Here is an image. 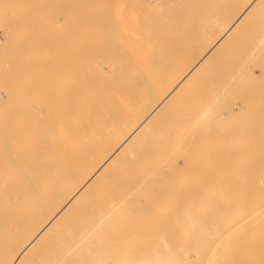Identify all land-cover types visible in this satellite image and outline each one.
<instances>
[{
  "label": "bare ground",
  "instance_id": "obj_1",
  "mask_svg": "<svg viewBox=\"0 0 264 264\" xmlns=\"http://www.w3.org/2000/svg\"><path fill=\"white\" fill-rule=\"evenodd\" d=\"M173 1L0 0L6 34L22 32V15L33 33L65 29L53 48L41 35L49 58L39 33L33 54V33L0 38V264H264V177L234 203L227 181L212 187L214 170L202 189L180 190V146L205 145L196 123L228 107L218 99L237 77L226 51L264 0ZM247 146H219L212 163L247 157ZM203 147L212 158L216 146Z\"/></svg>",
  "mask_w": 264,
  "mask_h": 264
},
{
  "label": "rangeland",
  "instance_id": "obj_2",
  "mask_svg": "<svg viewBox=\"0 0 264 264\" xmlns=\"http://www.w3.org/2000/svg\"><path fill=\"white\" fill-rule=\"evenodd\" d=\"M176 1L177 0H174L169 6H172V5H174L175 3H176ZM10 13H12L11 15H9ZM9 14H8V17L11 19V20H9V21H12V19L14 20V21H16V24L17 23H19L18 25H20V26H18V27H21V28H23L22 29V32H19V34L17 33V32H15V31H13V32H15V33H12V31L11 30H8V31H10V33H8L7 32V34H6V32L4 33V32H2L1 30H0V38L1 39H3V38H6L7 39V35H17V36H19V37H22L23 38V36H21V35H23L22 33L24 32V30H26L25 29V16L24 15H22V18H21V16H20V18H18V17H13V16H15L14 14H13V11H9ZM74 15V14H73ZM69 16H71L72 17V15H69ZM13 17V18H12ZM63 19V18H62ZM62 19H55L54 20V22H56L57 21V23L60 21V20H62ZM67 20H69L70 19V17H69V19L68 18H66ZM19 20V21H18ZM67 20H62L63 21V23H66L67 22ZM13 21V22H14ZM24 21V22H23ZM64 21H66V22H64ZM21 22H22V24H21ZM61 23V24H60ZM59 25H58V31L57 32H55L54 30V28H53V30H52V32H50V31H47V30H45L46 32H48V34L46 33L45 35H43L41 32L42 31H40V32H38V33H36V32H30V31H28V30H26L25 32H28V33H30V34H38L39 36H43V38H45V36L46 35H48L49 37H50V35H51V40L49 39V37H46L47 38V40L49 39V43H51L50 45H51V47L53 48V45H55V44H58V43H60L61 41H63V43H64V40H65V34H64V26H62L63 24H62V22H59L58 23ZM65 25V24H64ZM60 28H62L63 29V31H62V29H60ZM263 28H264V10L261 12V13H259L258 15H257V17L253 20V24L251 25V26H249L248 28H247V31L243 34V36L241 37V39L240 40H238L236 43H234L227 51H226V57H232L231 58V60H232V66H231V64H229V67H228V71H226V75H227V78H232L233 79V77H237V78H234V81L232 80L231 82H233V83H231V87L230 88H228L229 90H227L226 92H224V94L222 93V94H220V96H219V99H218V102H220V103H222V100H224L225 102L224 103H226V104H228V107H222V106H219L217 109H215L214 111H213V113L211 114V119H212V117H213V119L212 120H214V121H212L211 119L209 120V121H207V123L204 121V122H202V123H205V125H201L199 122L200 121H198V123L199 124H197L196 123V126H194V127H196V128H201L202 126V128H203V130H204V132H202L201 130V132H202V134H201V132H200V134H201V136L199 137V138H201L199 141H201V140H203V138H204V140L205 141H201L203 144H205V145H203V146H205V148H207L206 146H210L209 147V149H211L212 147H213V145H214V147L216 146V147H218V149H216V147L215 148H212L211 149V154L209 155L210 157H212V158H210V159H207L208 158V156H207V154H209L210 152H209V150H205L204 149V147L202 148L201 147V143L199 144V143H197V147H196V142H195V147L193 146V147H191V148H189V151L188 150H186V151H184L185 149H183L181 146H180V149H182L183 151H181L182 153H180V190H189V188L190 189H192V190H195L196 189V191H197V188L200 190V187H201V189H202V184L203 183H205V180H204V178H208L207 176L209 175V176H212L213 175V173H209V172H214L215 171V173H216V175H215V177H214V175H213V177H211V178H208L209 180H212V181H210V182H213V183H211L212 184V187L214 188V190H218V189H220L221 190V188H223L224 186H225V181H227L226 182V186H227V188H228V190L230 191V194L228 193L227 194V196L228 195H232V194H234V195H232L231 197L230 196H228V197H230V199H232L231 200V202H233L234 200H236L237 199V196H239V197H241V198H246V197H248V196H246V197H244V193L243 192H246V190H248V192L251 190H249L248 188H249V185L248 184H252L253 182H254V179L253 178H255V182H257L258 180H260V181H262V179H263V177H264V43H262L260 46H259V49L257 50V52L256 51H249L248 52V50H249V48L251 49L254 45H253V41L254 40H256V38H260V36L262 35V32L260 31V29L261 30H263ZM60 30V31H59ZM18 31H20V30H18ZM33 31V30H32ZM24 32V34H25V36H27L26 35V33ZM60 32H61V34H60ZM258 32H261V34L259 35H256ZM12 33V34H11ZM54 33V34H53ZM56 33V34H55ZM59 33V34H58ZM57 34H58V36H57ZM38 35H35V36H32V37H30L31 39H28L27 41V43H29V41H31V43H29V48L27 47H25V50H27V51H25V53L27 52H29V50H32L33 51V49L32 48H34V45H36V43L33 45V46H31L34 42H35V40H36V38H38L37 36ZM29 36V35H28ZM31 36V35H30ZM42 36H41V39L40 40H37L38 42H40V43H43L44 41H47V40H44L43 38H42ZM254 36H256V37H254ZM25 38V37H24ZM23 38V39H24ZM40 38V37H39ZM53 38V39H52ZM58 38V39H57ZM61 39V40H60ZM33 40H34V42H33ZM57 42H55V41ZM26 41V40H25ZM25 41H23L24 43H25ZM43 41V42H42ZM51 41V42H50ZM15 41H11L10 42V45H8V48L7 49H9V50H7L8 52H16V49H13V48H11L10 46H15L16 45V43H14ZM37 42V45L38 46H41L40 45V43H38ZM22 43V42H21ZM44 43H46V42H44ZM13 44V45H12ZM15 44V45H14ZM25 45V44H24ZM46 45H48L47 43H46ZM241 45H244V46H247V45H249V46H247V47H245V49L243 48V46H241ZM32 48H31V47ZM10 47V48H9ZM42 48H44V47H47L48 49V51L46 50V48H44L45 50H44V54H45V56L46 57H48L49 58V56H48V54L49 55H53V52H52V49H51V47L48 45V46H43V44H42V46H41ZM41 47H37V48H40V49H38V51L39 50H43ZM242 48V49H241ZM247 48V49H246ZM11 49H13L14 51H11ZM24 49V48H23ZM29 49V50H28ZM247 50V51H246ZM31 51V52H32ZM34 51L36 52L37 50L34 48ZM32 52V54L33 53H35V52ZM45 51H47V53L45 52ZM244 51V52H243ZM49 52V53H48ZM254 53V54H250V53ZM27 53L26 54H24V55H27ZM31 53H29V55H30ZM28 55V56H29ZM250 55H252V56H250ZM256 55V56H255ZM33 56V55H32ZM248 57V58H247ZM261 57V59H259ZM239 59V61H237ZM243 59V60H242ZM229 62V61H228ZM236 63V66L238 67L237 69L235 68V70H237V71H233V69H234V66H235V63ZM238 62L240 63V64H238ZM257 63V64H256ZM11 64V63H10ZM10 64H8L7 66V68H9V70H11V72L13 71V66H11ZM238 64V65H237ZM245 64V65H244ZM234 65V66H233ZM241 65H243V66H241ZM256 65V66H255ZM235 66V67H236ZM240 66H241V68H242V70H239L240 69ZM259 66V67H258ZM10 67H12V69H10ZM245 67H246V69H245ZM244 68V69H243ZM253 68V69H252ZM16 69L14 68V72H16L15 71ZM230 70H232V71H230ZM245 70V71H244ZM250 70H252V71H250ZM242 71H243V73H242ZM13 72V73H14ZM230 72L233 74V75H231L230 74ZM234 72H237V74L236 73H234ZM239 72H240V74H239ZM243 74V76H241L242 74ZM245 73V74H244ZM12 74V73H11ZM235 74V75H234ZM237 75H239V76H237ZM233 76V77H232ZM240 77V78H239ZM234 87V88H233ZM194 89V88H193ZM193 89H191L192 90V92L194 91ZM197 89V88H196ZM237 89V90H236ZM191 90H189V91H185V94H187L186 92H188V93H191V94H193L192 92H191ZM198 90V89H197ZM229 92V93H228ZM227 95H226V94ZM223 97H222V96ZM231 95V96H230ZM226 97V98H225ZM229 98V99H228ZM220 99H221V101H220ZM232 99H233V101H232ZM231 102V103H230ZM233 102V103H232ZM230 104H232L231 106L232 107H230L229 105ZM181 105V104H180ZM220 108V109H219ZM232 108V109H231ZM234 108V109H233ZM223 109V110H222ZM221 110V111H220ZM237 110V111H236ZM228 112V113H227ZM235 112H237V113H235ZM230 113V114H229ZM240 113V114H239ZM261 118V119H260ZM244 119V120H243ZM229 120V121H228ZM216 121V122H215ZM211 122V123H210ZM214 123H217V124H214ZM259 123V124H258ZM251 124V125H250ZM201 126V127H200ZM210 126H211V128H210ZM224 126V127H223ZM227 127V128H226ZM244 127H245V129H244ZM255 127V128H254ZM195 128V134L197 135V136H199V132H196V129ZM198 128V129H199ZM248 128H249V130L251 129L253 132H249V133H251V135H248V136H254L255 134V136H257V137H259L260 138V141H259V138H258V142H255L256 144H257V147H256V145L254 144V145H252V146H250V147H252V150H253V152L254 151H256V153L254 152H252V153H248V156L246 157V154L244 155V156H242V155H239L240 157H243V158H241V159H239V156H232V158H231V155H230V158H228L230 161L228 162V159H227V164H228V166H229V170L231 169V171H229L228 169H227V164H226V166H225V164H224V161H222V162H218L217 160L215 161L216 163L218 162V164H216L215 162V164L214 163H212L214 160H215V158L217 157V156H215V154L217 155L218 153H219V146H221V148H220V151H223V149H222V147H225V151L227 152L229 149V152H228V154H232L233 152H235L236 150H233L232 152H231V150L232 149H235V147H238V149L239 150H242V147L244 146V148L247 146L246 144H248L249 142H252V144H253V141H251L250 140V138H248L247 139V137L248 136H246V134H249L248 132H243L242 131V129H244V131H249L248 130ZM218 129V133H216L215 134V131L214 130H217ZM238 129H240L241 131H239ZM254 129V130H253ZM258 129V130H257ZM214 132H213V131ZM224 130V131H223ZM238 130V131H237ZM257 130V131H256ZM199 131V130H198ZM213 132L212 134L210 133H208L207 134V132ZM237 131V132H236ZM260 131V134H258L257 132H259ZM225 132V133H224ZM241 133L242 132V134H239V133ZM198 133V134H197ZM205 136H204V135ZM221 134H223V136H224V139L222 140V138H223V136H221L222 138H220V135ZM258 134V135H257ZM211 135V136H210ZM212 135H213V137H212ZM216 137H215V136ZM206 136H208V137H206ZM228 138H227V137ZM242 136V137H241ZM215 137V138H214ZM226 137V138H225ZM198 138V137H197ZM196 138V139H197ZM218 139H220V141L222 142H219V140ZM226 139V140H225ZM228 139H229V141H228ZM232 139H233V141H232ZM198 140V139H197ZM241 142H240V141ZM236 141V142H235ZM238 141V142H237ZM248 141V142H247ZM228 142V143H227ZM232 142V143H231ZM235 142V143H234ZM247 142V143H246ZM262 142H263V145H262ZM240 143V144H239ZM250 144V143H249ZM249 144H248V146H247V151H249L250 150V147H249ZM218 145V146H217ZM225 145V146H224ZM228 147H227V146ZM212 146V147H211ZM232 146V147H231ZM241 146V147H240ZM230 147V148H229ZM257 149L258 148V150H254L255 148ZM193 148V149H192ZM199 148H201V152H202V150H205V152H206V154H205V152H203L202 154L203 155H201L200 153V149ZM228 150H227V149ZM243 148V149H244ZM249 148V149H248ZM254 148V149H253ZM191 149V150H190ZM215 149V150H214ZM222 149V150H221ZM238 149H237V151H238ZM215 152H214V151ZM217 150V151H216ZM213 151V152H212ZM225 151H223V153H224V155H225ZM246 151V152H247ZM200 152V153H199ZM216 152H218V153H216ZM214 154V157H213V154ZM220 154V156H219V158L221 157V155H222V157H223V154L222 153H219ZM227 154V153H226ZM227 154V155H228ZM250 154V155H249ZM258 154V155H257ZM252 155V156H251ZM200 156V157H199ZM206 156V157H205ZM251 156V157H250ZM259 156V157H258ZM198 157H199V159H198ZM201 157H203L202 158V160L200 159ZM221 157V158H222ZM245 157V158H244ZM258 157V158H257ZM192 158H193V160L195 161H193L192 160ZM235 158H237L236 160H235ZM250 158V159H249ZM257 158V159H256ZM188 159H190V160H188ZM198 159V160H197ZM217 159V158H216ZM231 159H234V161H232ZM198 161V163H199V161L201 162V163H199V164H201L200 166L198 165V166H196V168H195V165L196 164H198L197 163V161ZM241 160V161H240ZM243 160H244V162H243ZM189 161V162H188ZM247 161V162H246ZM248 161H249V163H248ZM263 161V162H262ZM191 162H193L192 164H191ZM237 162V163H236ZM239 162V163H238ZM241 162V163H240ZM186 163H187V165H186ZM220 163V164H219ZM232 163L233 164H235V165H232ZM247 163V164H246ZM253 163V164H252ZM254 163H255V165H254ZM262 163V164H261ZM241 166H240V165ZM252 164V165H251ZM185 165V166H184ZM190 165H192V167H190ZM220 165L222 166V168L220 167ZM238 165V166H237ZM246 165V166H245ZM263 167H262V166ZM189 166V167H188ZM194 166V167H193ZM212 166V167H211ZM219 167V171L218 170H216V167ZM244 166V167H243ZM249 166V167H248ZM184 167V168H183ZM188 167V168H187ZM200 167V168H199ZM211 167V168H210ZM228 170V172L226 171V169ZM232 167H234V168H232ZM251 167V168H250ZM259 167H261V170L259 169ZM191 169V168H195V169H193L194 170V173L193 172H191V171H193L192 169H191V171H190V169L189 170H187V169ZM199 170H198V169ZM220 168L222 169V170H225V173H224V171H223V173H222V171L220 170ZM224 168V169H223ZM242 168V169H241ZM248 168V169H247ZM253 168H255V169H257V170H255V169H253ZM182 169V170H181ZM185 169V170H184ZM234 169V170H233ZM246 169V170H245ZM184 170V171H183ZM210 170V171H209ZM214 170V171H213ZM242 170V171H241ZM248 170L251 172V174H250V172L248 173ZM187 171H190L189 173L187 172ZM207 173H206V172ZM218 173H217V172ZM221 171V172H220ZM257 171V172H256ZM220 172V173H219ZM227 172V173H226ZM247 172V173H246ZM214 173V174H215ZM222 173V175H218V174H221ZM241 174V176H240V174ZM252 173H254V174H252ZM189 174V175H188ZM206 174H208L207 176H206ZM227 176H226V175ZM232 174V175H231ZM245 174V175H244ZM246 174H248V175H246ZM250 174V175H249ZM183 175H184V177H183ZM186 175V176H185ZM182 176V177H181ZM206 176V177H205ZM249 176H250V178H249ZM252 176H254L253 178H251ZM227 177H229V178H227ZM257 177V178H256ZM189 178V179H188ZM227 178V179H226ZM201 181H200V180ZM245 179V180H244ZM249 179V180H248ZM198 181L200 182V184H198ZM203 181V182H202ZM206 181H208V180H206ZM221 181V182H220ZM251 182V183H249V182ZM202 182V183H201ZM209 182V181H208ZM246 182H247V184H246ZM262 182H264V181H262ZM221 183H223V184H221ZM230 185H228V184ZM231 183V184H230ZM239 183V184H238ZM244 183V184H243ZM191 184V185H190ZM196 184V185H195ZM181 185H183L184 186V188L181 186ZM199 185V186H198ZM224 185V186H223ZM245 185V186H244ZM263 186L260 188L262 191H263V194H264V184H262ZM185 186H187V189H186V187ZM198 186V187H197ZM226 186L224 187L225 189V192L226 191H228L227 190V188H226ZM231 187V188H229V187ZM238 186H241L240 187V189L238 188ZM245 188H244V187ZM194 187H195V189H194ZM211 186L209 187L210 189L212 188ZM212 188V189H213ZM223 190V189H222ZM221 190V191H222ZM223 190V191H224ZM244 190V191H243ZM231 191H233L232 193H231ZM246 193L247 195H251V194H249V193ZM262 193V192H261ZM243 194V195H242ZM263 194H262V196H263ZM262 196H261V198H262ZM264 197V196H263ZM229 199V198H228ZM263 199V201H264V198H262ZM234 203V202H233ZM262 210H264V209H262ZM215 217L216 216H214L213 215V217L211 218V220L210 221H213V220H215ZM237 219V218H236ZM234 220V219H233Z\"/></svg>",
  "mask_w": 264,
  "mask_h": 264
}]
</instances>
